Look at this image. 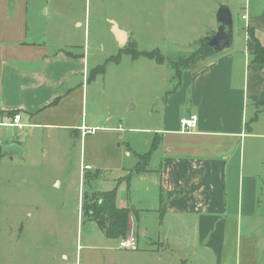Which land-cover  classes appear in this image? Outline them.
Here are the masks:
<instances>
[{"label":"crops","instance_id":"crops-1","mask_svg":"<svg viewBox=\"0 0 264 264\" xmlns=\"http://www.w3.org/2000/svg\"><path fill=\"white\" fill-rule=\"evenodd\" d=\"M36 1L0 0V121L12 117L11 112H18L25 124L23 130L16 129L17 133L2 129L3 168L5 163L30 157L32 139L38 132L45 136L64 130L83 138L79 131L82 125L104 129L101 131L119 130L115 125L109 126L111 116L92 119L86 114L89 56L71 51L78 45L65 48L33 37L30 24L35 26ZM145 1L157 3L160 9L166 4V0ZM57 2L63 3L66 13L51 5L50 0H43L44 15L69 18L70 22H65L68 28L85 27V17L72 7L85 0ZM103 3L106 2L97 0L99 8ZM246 5L238 23L228 6L234 20L232 45L222 52L201 55L194 67L184 71L178 83L165 92L160 126L150 132L152 136L159 135L161 141L147 165L148 172L134 174L127 185L129 193L122 198L117 196L120 208L130 207L135 212L130 234L137 231V249L116 247L120 253L110 264H121L118 257L124 253L128 255L122 258L124 264H264V134L252 127V122L264 112V64L254 63L256 43L248 35L251 26L264 47V0H247ZM106 20L115 22L127 34V41L120 44L110 31L119 53L128 42L129 33L120 27L117 18L108 16ZM45 27L43 35L55 31L52 23ZM41 28L34 33L41 32ZM215 29L211 27V31ZM211 31L198 33L194 38L204 40ZM250 113L254 116L251 120ZM191 114L197 115L198 124L192 132H182L180 120ZM25 130L32 132L26 137ZM9 141L22 148V158L3 155ZM156 154L158 164L153 169L150 166ZM131 155L127 151V156ZM92 161L84 165V171L98 164L96 158ZM101 171L102 166L92 177L99 180ZM119 180V186L125 183ZM136 180L150 184L152 201L137 197ZM57 185L62 187L59 182ZM89 186L88 194L104 192L94 182ZM1 192L0 184V196ZM169 193L172 195L168 197ZM50 206L37 203L32 208L42 212ZM151 211L158 216L155 235L149 234L146 222L150 218L146 212ZM141 222L145 224L143 229ZM47 255L42 264H72L66 252ZM33 259L21 254L16 261L37 264ZM103 263V258L97 262Z\"/></svg>","mask_w":264,"mask_h":264},{"label":"rangeland","instance_id":"rangeland-1","mask_svg":"<svg viewBox=\"0 0 264 264\" xmlns=\"http://www.w3.org/2000/svg\"><path fill=\"white\" fill-rule=\"evenodd\" d=\"M42 1H36L33 11L35 26L30 24L33 37L65 48L71 47L70 44L78 45L71 51L89 56L88 79L94 68L106 65V73L88 83L86 114L92 119L111 116L109 126L115 125L119 130L99 131L84 139L64 130L52 131L45 136L38 132L32 139L34 146L30 157L25 161L5 163L4 168L0 163V264H20L16 259L21 254L29 259L36 257L34 262L42 264L47 253L49 257L59 256L61 252L69 254L72 264H97L101 258L103 264H110L115 260V254L120 253L115 250L119 242L107 238L85 213L82 202L90 191L88 182L91 180L89 177L84 179V173L93 176L102 166L99 180L91 181L96 183L97 189L106 192L117 188L120 198L129 193L127 183L119 186L118 180L142 160L138 154L150 151L154 137L150 132L160 126L162 98L171 85L179 81L169 61L157 64L144 57L134 59L126 48L132 45L146 52L158 49L168 60L198 54L199 41L194 36L217 27L220 7L230 6L238 23L246 11L247 0H166L164 9L145 0H104L106 3L101 8L97 0H85L72 7L85 17L87 31L85 27L68 28L65 22L70 20L65 16L44 15ZM50 1L66 13L63 3ZM108 16L117 18L120 27L129 33L128 42L121 46L119 53L110 33L112 24L106 20ZM47 23H52L55 31L43 35ZM36 28H41V32L34 33ZM113 54L119 58V63L108 61ZM252 118L250 113L249 119ZM252 127L255 132L264 134V112L252 122ZM5 131L19 132L16 129ZM31 132L24 131L26 137ZM127 151L131 152V157L127 156ZM157 155L150 166L153 169L158 164ZM94 158L98 164L84 171V165L93 162ZM135 185L139 190L138 198L152 201L148 182L136 180ZM88 197L91 207L95 198L91 193ZM37 203H48L51 209L37 212L32 208ZM148 213V231L155 235L158 216H154L153 211ZM30 214L33 217H28ZM144 225L141 222L140 228ZM136 236L137 231L129 237ZM123 256L127 258L128 255H119L121 264H124Z\"/></svg>","mask_w":264,"mask_h":264},{"label":"trees","instance_id":"trees-1","mask_svg":"<svg viewBox=\"0 0 264 264\" xmlns=\"http://www.w3.org/2000/svg\"><path fill=\"white\" fill-rule=\"evenodd\" d=\"M248 35L250 38L256 43V51L254 54V63L264 64V47L260 44V42L255 37V29L253 27L248 28ZM126 52L129 53L134 59H138L140 57H144L150 60L155 61L157 64H163L166 61H169L172 67L176 70V77L178 80L181 79L184 71L191 69L194 67L196 62L198 61V57L204 54H211L212 51L208 50L204 42L201 44V48L199 49L198 54H193L187 58H176L175 60H168L163 54L159 52V50L154 51H140L137 50L132 45L126 48ZM197 55V57H196ZM118 57H113L109 59V62H118ZM106 72V65H101L97 68H94L89 74V80L95 79L98 75L104 74ZM57 101L54 102V104ZM18 112H11L9 115L14 116ZM161 141V137L159 135H155L151 144L150 151L146 154H138V157L141 158L140 162L137 163L134 170L130 171L128 175L124 178H121L120 183H127L130 185L132 176L134 174H144L148 172L147 165L150 163V160L157 150ZM89 177V179L97 180L98 178L92 177L91 175L85 174L84 179ZM88 182V185L91 183ZM92 196L95 198V204L91 207L88 205V194L84 198L83 208L85 213L97 223L99 228L105 234V236L109 239H124L130 236V221L131 216L135 213L131 208H120L117 203V188L108 191V192H92ZM172 194L169 193L168 197ZM92 208V209H91Z\"/></svg>","mask_w":264,"mask_h":264},{"label":"water","instance_id":"water-1","mask_svg":"<svg viewBox=\"0 0 264 264\" xmlns=\"http://www.w3.org/2000/svg\"><path fill=\"white\" fill-rule=\"evenodd\" d=\"M112 33L118 40L120 44L127 41V34L121 31L115 22H112ZM234 34V20L233 15L228 6H221L217 14V27L212 30L210 36L206 37L204 40L198 43L204 42L207 49L214 52H222L228 49L233 42ZM3 155L8 157L19 156L22 158L23 150L22 148L9 141V144L4 148Z\"/></svg>","mask_w":264,"mask_h":264},{"label":"built area","instance_id":"built-area-1","mask_svg":"<svg viewBox=\"0 0 264 264\" xmlns=\"http://www.w3.org/2000/svg\"><path fill=\"white\" fill-rule=\"evenodd\" d=\"M243 19L246 20L247 16H243ZM198 124V117L195 114H191L181 118L180 125L182 132H192ZM25 124L22 122L21 114L17 113L12 117H9L5 120L0 121V136L2 129H19L23 130ZM104 130L101 128L88 127L86 125H82L79 128L80 134L83 138L88 136L96 135L99 131ZM119 248L123 250H136L137 249V240L135 237H127L121 239L119 242Z\"/></svg>","mask_w":264,"mask_h":264}]
</instances>
